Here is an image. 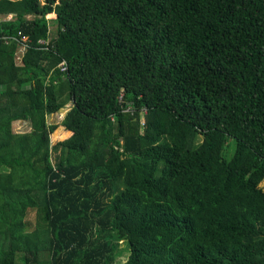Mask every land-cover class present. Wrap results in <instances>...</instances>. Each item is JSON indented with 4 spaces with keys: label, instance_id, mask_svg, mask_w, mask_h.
Wrapping results in <instances>:
<instances>
[{
    "label": "trees",
    "instance_id": "16d2710c",
    "mask_svg": "<svg viewBox=\"0 0 264 264\" xmlns=\"http://www.w3.org/2000/svg\"><path fill=\"white\" fill-rule=\"evenodd\" d=\"M263 178L264 0H0V264H264Z\"/></svg>",
    "mask_w": 264,
    "mask_h": 264
},
{
    "label": "rangeland",
    "instance_id": "374dc122",
    "mask_svg": "<svg viewBox=\"0 0 264 264\" xmlns=\"http://www.w3.org/2000/svg\"><path fill=\"white\" fill-rule=\"evenodd\" d=\"M10 16H11L10 13L6 14L5 18H9ZM47 17L48 18L54 17V15H51V16L47 15ZM22 50H23L22 48H20V49L17 48V50L15 52V56H14L15 61H17V62L19 61L20 57H19L18 53L19 52L21 53ZM67 105H70V103H68ZM65 111H66V109L62 110L60 113L47 116L48 121L51 122V123H57L60 120L61 116L64 114ZM11 128L15 132L16 131L22 132V131H26V129L29 128V124H28L27 121L15 120V121L12 122ZM62 133H65V134L63 136H60ZM70 134H71L70 131H65V129L62 128V126H59V127H57L55 129L54 133H52L51 140L52 141L59 140V139L67 137ZM261 183L264 185V178H263ZM30 215H32V213H30ZM31 222H32V218H31ZM39 238H40V245H43V240H45V239L43 237H41V236ZM124 257H125V253L122 254V256L117 259V262H121L124 259Z\"/></svg>",
    "mask_w": 264,
    "mask_h": 264
},
{
    "label": "built area",
    "instance_id": "2783aa9c",
    "mask_svg": "<svg viewBox=\"0 0 264 264\" xmlns=\"http://www.w3.org/2000/svg\"><path fill=\"white\" fill-rule=\"evenodd\" d=\"M17 33H19V31H17ZM22 40H24V36H21V40H20V42L22 41ZM38 43L39 44H42V41H38ZM21 45L23 46L24 44L21 42ZM64 68H62V70H63Z\"/></svg>",
    "mask_w": 264,
    "mask_h": 264
},
{
    "label": "crops",
    "instance_id": "0c3cea01",
    "mask_svg": "<svg viewBox=\"0 0 264 264\" xmlns=\"http://www.w3.org/2000/svg\"><path fill=\"white\" fill-rule=\"evenodd\" d=\"M54 16H55V14H54Z\"/></svg>",
    "mask_w": 264,
    "mask_h": 264
},
{
    "label": "bare ground",
    "instance_id": "6f19581e",
    "mask_svg": "<svg viewBox=\"0 0 264 264\" xmlns=\"http://www.w3.org/2000/svg\"><path fill=\"white\" fill-rule=\"evenodd\" d=\"M54 15V14H53Z\"/></svg>",
    "mask_w": 264,
    "mask_h": 264
}]
</instances>
